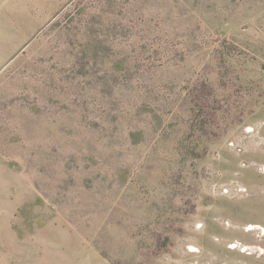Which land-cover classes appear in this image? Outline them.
<instances>
[{"label": "rangeland", "instance_id": "1", "mask_svg": "<svg viewBox=\"0 0 264 264\" xmlns=\"http://www.w3.org/2000/svg\"><path fill=\"white\" fill-rule=\"evenodd\" d=\"M0 264H264V0H0Z\"/></svg>", "mask_w": 264, "mask_h": 264}, {"label": "bare ground", "instance_id": "2", "mask_svg": "<svg viewBox=\"0 0 264 264\" xmlns=\"http://www.w3.org/2000/svg\"><path fill=\"white\" fill-rule=\"evenodd\" d=\"M193 246H191V248H192ZM197 248V247H196ZM195 250H197V249H195Z\"/></svg>", "mask_w": 264, "mask_h": 264}]
</instances>
